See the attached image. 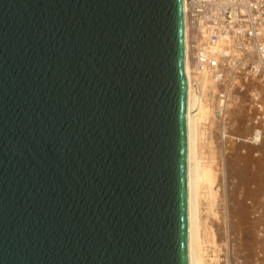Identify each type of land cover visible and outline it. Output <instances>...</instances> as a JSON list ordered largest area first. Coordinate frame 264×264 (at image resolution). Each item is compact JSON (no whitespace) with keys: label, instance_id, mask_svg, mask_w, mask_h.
<instances>
[{"label":"water","instance_id":"1","mask_svg":"<svg viewBox=\"0 0 264 264\" xmlns=\"http://www.w3.org/2000/svg\"><path fill=\"white\" fill-rule=\"evenodd\" d=\"M185 0H0V264H190Z\"/></svg>","mask_w":264,"mask_h":264},{"label":"bare ground","instance_id":"2","mask_svg":"<svg viewBox=\"0 0 264 264\" xmlns=\"http://www.w3.org/2000/svg\"><path fill=\"white\" fill-rule=\"evenodd\" d=\"M250 1L216 0L232 8H249ZM185 9L190 264H264V56L242 32L246 41L234 46V58H218L214 77L194 67L188 0ZM200 30L208 41L206 28ZM233 36L218 39L211 53ZM225 137L235 138L234 150Z\"/></svg>","mask_w":264,"mask_h":264},{"label":"built area","instance_id":"3","mask_svg":"<svg viewBox=\"0 0 264 264\" xmlns=\"http://www.w3.org/2000/svg\"><path fill=\"white\" fill-rule=\"evenodd\" d=\"M250 7H235L219 5L216 0H188V15L192 28L191 53L194 62L201 68L210 67L215 69L219 65V59L227 60L234 58V46L241 48L246 41L242 38V32L252 35L251 41L255 49L264 56V36H260L264 28V5L257 9L255 0L250 1ZM261 18H257V16ZM262 21V29L258 32V22ZM201 28H206L209 36L205 40ZM233 41L227 42L220 52L211 53V49L217 40L229 35Z\"/></svg>","mask_w":264,"mask_h":264},{"label":"rangeland","instance_id":"4","mask_svg":"<svg viewBox=\"0 0 264 264\" xmlns=\"http://www.w3.org/2000/svg\"><path fill=\"white\" fill-rule=\"evenodd\" d=\"M192 58V57H191ZM192 63H193V65H194V67H198V69H200V70H202V71H205L206 73H208V74H210L211 76H215V74H213V72H212V68H210V67H204V68H201L199 65H198V63H196V62H194V60L192 59ZM212 121V120H211ZM212 123L210 122L209 124H208V127H211L212 125H211ZM213 130H212V128H211V132H212ZM228 137V136H227ZM230 137V136H229ZM235 139V138H234ZM233 138H228V139H226V137H225V141H226V145H227V147H228V150L230 149V150H234L235 149V144H236V141L234 140ZM228 140V141H227ZM235 142H234V141ZM243 146V145H242ZM234 148V149H233ZM245 148H248V147H245ZM243 149V148H242ZM242 149L240 150V152L241 153H245V151H244V149H243V151H242ZM245 150H247V149H245ZM239 179H240V177L238 178V180L236 179V181H239ZM247 180H245L244 181V183L246 182ZM245 186V185H244ZM244 186H242V188H241V190H240V193L241 194H245V192H246V190L244 189Z\"/></svg>","mask_w":264,"mask_h":264}]
</instances>
